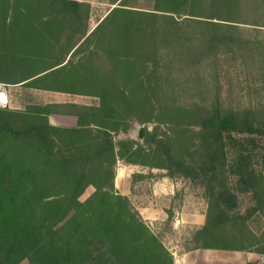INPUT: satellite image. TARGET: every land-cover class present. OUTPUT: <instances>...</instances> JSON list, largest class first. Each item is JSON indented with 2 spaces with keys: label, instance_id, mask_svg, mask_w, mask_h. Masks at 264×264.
Wrapping results in <instances>:
<instances>
[{
  "label": "trees",
  "instance_id": "trees-1",
  "mask_svg": "<svg viewBox=\"0 0 264 264\" xmlns=\"http://www.w3.org/2000/svg\"><path fill=\"white\" fill-rule=\"evenodd\" d=\"M99 2L89 29V2L0 0V83L97 100L0 108V264H174L113 190L117 160L202 189L186 249L264 254L247 222L264 216V0ZM63 112L76 126L48 122ZM133 123L141 143L115 141Z\"/></svg>",
  "mask_w": 264,
  "mask_h": 264
},
{
  "label": "rangeland",
  "instance_id": "rangeland-1",
  "mask_svg": "<svg viewBox=\"0 0 264 264\" xmlns=\"http://www.w3.org/2000/svg\"><path fill=\"white\" fill-rule=\"evenodd\" d=\"M89 2L91 4V15L89 18V29H93L97 21L103 18L108 5L99 0H80ZM0 92L5 95L7 100L6 107L2 109L24 110L31 105H44L53 103H75V104H94L97 100L95 98L71 95L67 93H59L47 90H40L24 85H4L0 83ZM59 109V108H58ZM63 111L62 109H59ZM48 122L51 125L58 127H74L76 126V117L71 114L51 113L48 115ZM151 130L153 125H146ZM143 134V126L133 123L130 130L125 134L115 135V141L123 138H130L138 143H141ZM145 173V174H143ZM149 173V174H148ZM160 170L150 171L147 168L140 167V165H129L124 161L117 160L115 164V176L113 182V190L119 194L125 195L129 198L133 208L139 213L141 209H151L157 211L158 214L154 216H141L142 220L149 227V229L156 234L162 241L164 246L170 251H173V245L179 242L180 247L185 249L184 243L191 237L196 230L195 226L179 223L188 214L196 215L202 214L205 217L206 198L202 189L190 184L183 179L175 180L172 185L175 195L167 192H154L152 185L154 181L151 179H140V174L149 177H158ZM151 174V175H150ZM138 176V177H137ZM166 190H168L166 188ZM94 189L92 187L86 188L80 199H86ZM172 191V190H171ZM240 204L238 212L247 216L249 209L255 205L251 194H240ZM166 210V213L160 211ZM153 213V212H152ZM161 214V217H160ZM169 218V220H167ZM162 219V220H161ZM178 221V223H177ZM250 230L253 231L258 238L264 239V216L262 213L252 214L247 220ZM255 242V241H253ZM251 244H254V243ZM259 248V246H255ZM252 249V248H251ZM20 264H27L26 261Z\"/></svg>",
  "mask_w": 264,
  "mask_h": 264
},
{
  "label": "crops",
  "instance_id": "crops-1",
  "mask_svg": "<svg viewBox=\"0 0 264 264\" xmlns=\"http://www.w3.org/2000/svg\"><path fill=\"white\" fill-rule=\"evenodd\" d=\"M140 179L153 180L154 184L152 185V187L154 188V192L158 193L169 191L170 194L174 193V195L176 193V191L173 192L172 189V185L174 186L175 182L165 176H162V173H159L158 177L154 178H147L145 175L140 174ZM166 188L168 190H166ZM162 212L166 213V210L164 209L163 211H160V213ZM158 213L155 210L146 208L140 210V215L142 217H152ZM204 221L205 217L200 213L196 215L188 214L186 217H184V220L182 219L181 221H179V223L192 225L195 226L196 229H198L204 224ZM173 248L176 249L170 251V249L168 248V250L173 256L174 264H264V254H260L253 251H225L215 249L190 250L186 248L183 249L182 247H180L179 242H176L173 245Z\"/></svg>",
  "mask_w": 264,
  "mask_h": 264
},
{
  "label": "built area",
  "instance_id": "built-area-1",
  "mask_svg": "<svg viewBox=\"0 0 264 264\" xmlns=\"http://www.w3.org/2000/svg\"><path fill=\"white\" fill-rule=\"evenodd\" d=\"M7 100L5 98V95H3L0 92V108H5L6 107Z\"/></svg>",
  "mask_w": 264,
  "mask_h": 264
},
{
  "label": "water",
  "instance_id": "water-1",
  "mask_svg": "<svg viewBox=\"0 0 264 264\" xmlns=\"http://www.w3.org/2000/svg\"><path fill=\"white\" fill-rule=\"evenodd\" d=\"M115 7V5L112 6V8Z\"/></svg>",
  "mask_w": 264,
  "mask_h": 264
}]
</instances>
